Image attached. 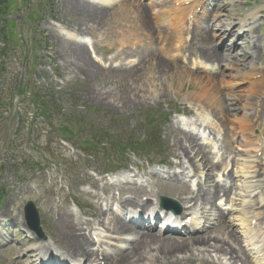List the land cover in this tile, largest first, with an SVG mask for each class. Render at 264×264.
Returning a JSON list of instances; mask_svg holds the SVG:
<instances>
[{
	"label": "rangeland",
	"instance_id": "rangeland-1",
	"mask_svg": "<svg viewBox=\"0 0 264 264\" xmlns=\"http://www.w3.org/2000/svg\"><path fill=\"white\" fill-rule=\"evenodd\" d=\"M77 1L90 6L98 5L99 9L103 8V12L97 17L86 16V13L75 9ZM162 1L117 0L106 7L103 2L96 4L88 0H11L5 15L1 17L7 31L3 43H0V264L16 262L18 259L25 264H39L36 257L28 260L26 256L29 249L39 244L47 246L45 252L62 251L61 244H55L53 239L61 241L51 231L57 210L63 212L68 209L74 218L81 221L84 232L90 238L89 232L92 231L85 222L95 221L92 216L94 205L100 207L101 201H104L105 209L111 207L115 210L123 205L125 199H134L133 193H121L120 187L126 183L117 181L113 184V179L120 172L131 175L128 182L137 181V185L132 186L142 187V196L137 202L143 203L149 198L151 208H156L157 196L159 200L162 196L171 198L179 204L178 211L182 217L189 214L188 207L178 200L182 189L191 188L192 182L196 181L197 184L200 181L205 190L209 188L205 184L207 173H210L212 181H217L222 173L229 181L226 183L229 196L223 197V209L216 204H220L224 192L217 198L216 204L196 207L200 228L203 226L206 227L205 231L213 232V229L222 231L223 227L236 235L238 246L244 251L249 250L238 215L239 199L243 194L238 190L242 176L239 166L243 163V157L233 165L225 150L223 137L226 135L227 142L238 153L240 134L235 122L245 112L251 113V99L248 97L249 101L245 103L244 97L243 101L236 102L240 109L229 115L228 118H232L230 122L235 125L229 127H233L234 132L225 122L217 120L218 134H210L209 138L210 141L215 138L216 148L214 142L207 145L203 140V132H200L199 143L204 144L203 151L212 162L213 172L202 168L193 170L187 165L181 167L182 158L174 140L179 141L182 136L176 129L190 131L186 122L200 112L194 104L192 91L203 85L198 86L192 77L196 74L189 73L183 67L184 63L175 64L169 56L173 50L168 48V20L163 22L162 16L169 18L178 0ZM247 1L248 6L242 5L244 13L264 0ZM154 2H157L155 7ZM205 7L211 6L206 4ZM70 36L77 37V40L84 37L88 41V56L76 54L77 48L82 47L83 43L76 42ZM133 37L140 38L150 50L144 64L138 69L133 66L138 57L132 54L133 48L131 50L130 47ZM226 43L231 45V41ZM1 48H5L4 54ZM157 60H164L168 63L164 65L169 67L166 69ZM189 60L193 62L194 58ZM222 71L224 77L220 82L207 86L208 89L204 87L210 94L212 88H216L232 102L235 92L229 94L227 87L232 84L239 86L240 90H248L249 81L242 84L240 75L234 78L230 70ZM204 75L206 73L203 72ZM25 93L41 96L44 101L55 94L54 97L64 107L65 123L60 124L63 119L54 116L52 128L46 129L40 125L39 128L36 126L28 130L26 123L20 127L19 116L26 117L28 112L29 102L22 98ZM244 104L247 108L242 111ZM260 104L262 126L256 128L253 135L258 136L259 144L256 170L264 173V100ZM167 115L168 119H165ZM155 120L153 127L151 123ZM104 128L114 143L106 148L99 147L97 151L96 142L102 138ZM153 128L161 134L159 146H155L158 150L141 152L129 144L121 145L122 148L118 146L123 137L134 141L143 137L145 139L146 131ZM65 129L76 134L82 143L80 148L58 136ZM208 133L207 130V138ZM250 136V133L246 134L245 140ZM82 147L87 148L92 155L89 156ZM24 160L30 161V164L24 165ZM183 169L186 170L185 174L181 173ZM150 171H156L159 175L148 176ZM105 172L108 174L104 175ZM94 194L102 196L103 200L98 202L93 198ZM28 201H34L38 207L45 239L38 237L24 223L23 210ZM230 208L234 211L229 212ZM202 212L207 214L202 215ZM210 214H215L212 222ZM220 214H223L222 219L218 218ZM161 226H154L151 232L174 238L185 235L164 232ZM204 234L202 231L190 237L197 238ZM134 236L128 233L120 241L112 238L108 242L114 245V250L119 251L129 246L126 240ZM30 240L32 243H29ZM20 242L24 247L18 251L15 245ZM156 244L160 245L158 242ZM153 246L155 250L156 245ZM205 248L202 247V250ZM154 250L152 252L156 253ZM193 252L200 258L207 256L203 251L195 249ZM141 253L143 251L137 252ZM147 253L145 257L149 256L150 251Z\"/></svg>",
	"mask_w": 264,
	"mask_h": 264
},
{
	"label": "bare ground",
	"instance_id": "bare-ground-1",
	"mask_svg": "<svg viewBox=\"0 0 264 264\" xmlns=\"http://www.w3.org/2000/svg\"><path fill=\"white\" fill-rule=\"evenodd\" d=\"M92 1L110 2L111 0ZM206 2L211 3V9L204 10L201 15L196 16L193 22H189L188 17L194 15L195 9L197 10ZM243 4L248 6L249 1L178 0V6H174L175 9L170 12V17L163 15L162 20L163 22L168 20V31H166L169 41L168 48L171 51L179 52L181 55L186 54L189 59L194 58L191 62L197 64L196 68L187 67V69L189 73L196 74L192 77L198 86L203 85L192 91V96H195L194 104L200 112L194 115L195 118L186 122L190 131L176 129L177 133L182 136L179 141L174 140V145L176 142L180 151L182 168L187 165L193 170L202 168L213 172L212 162L209 161L208 156L203 151L205 147L199 143L200 132H203V140L210 145L213 142L209 141L210 136L206 138L205 134L207 130H209V135L216 133L217 120L225 122L228 128L234 132V128L229 127L235 126L230 122L232 118H228L229 115L233 111L238 112L240 109L236 106V102L241 99L243 101L244 97L245 103L249 101L248 97L251 99V113L245 112L235 122L237 126L235 128L240 134L239 153L235 152L234 148L227 142L226 135H224V147L230 154L233 165H236L237 161L242 160L243 157V163L239 166V172L242 176L238 190L243 194H240L238 215L242 229L249 238V246L256 249L255 253L259 259L255 258V263L264 264V214L262 213L264 212L262 210L264 208V173L256 170L255 164L258 159L256 154L259 152V145L257 143L258 137L253 135L255 129L262 126L260 101L264 100V1L257 2V6L246 13H244ZM74 7L76 10H81L82 14L86 13V16L97 17L103 12V8L99 9L97 6H90L87 3L81 4L78 1ZM129 28L132 31L131 25ZM70 37H73L76 42L83 43L82 47L77 48L76 54L88 56L85 38L81 37L77 40L75 36ZM139 39L133 37V43L130 44L131 50L133 48L132 54L138 57L134 66L137 69L144 64L150 51ZM226 41H231V45H228ZM123 49L125 48L123 47ZM186 62L188 64L190 60H186ZM157 63L166 66V69L169 67V65H164L168 64L164 60H157ZM174 67L179 68L175 65ZM222 69L230 70L234 74L232 75L234 78L240 75L243 79L242 84H245L244 81H249L247 82L248 90H240L238 89L239 86L232 84L227 87L229 94L235 92L232 102L223 93L221 95V92L216 88H212L211 94L207 91V86L211 87L222 80L221 78L224 77L222 76ZM183 71L187 72L185 69ZM203 71L206 73L204 76H202ZM137 77L141 78V75L137 74ZM246 108L244 104L241 109L244 111ZM247 131L251 136L245 140L246 134H249ZM197 156L198 160L195 162ZM233 168L234 166L231 167V170ZM185 171L183 169L181 173L185 174ZM154 172L150 171L147 175H159ZM195 182H192V186L196 187L195 189L185 187L178 197V200L184 202L190 210L186 218L190 217L191 221L186 224H189L187 226H190L191 230L200 223V219L194 217L198 213L192 210H196L197 206L206 207L215 204L221 192H224V196L228 197V193L225 191L226 186L221 183L226 184V180L212 181L210 173H207L205 184L209 185V188L205 190L200 181L197 184H194ZM132 185H137V182H126V185L120 187L122 194H135L133 200L125 199L122 207L131 213L142 214L151 207L149 198L145 203L137 202L136 200L142 196L140 191L142 187ZM95 198L99 201L103 200L99 195H95ZM156 200L158 201V199ZM191 205L192 207H190ZM193 207L194 209H192ZM210 209H208L209 212ZM155 210L150 209L151 213ZM61 211H56L51 231L62 242L53 239L55 244H61V250L65 253L66 258L61 255L46 257L44 250L47 249V246L39 244L29 249L26 255L28 260L37 257L41 264H69L70 261L75 264H81L82 261L83 264H252L253 256H255L248 254L238 246L239 241L236 235L223 227L221 228L222 231L220 229L212 230L213 232L205 231L204 235L197 238L189 236L181 238L162 237L151 233L150 230H141L137 225L127 222L120 214L111 212V209H105L102 205L100 207L94 206L92 215L104 230L94 228L91 240L84 233L80 220L74 218L68 209ZM204 217L207 219L206 216ZM218 218L222 219L223 214L218 215ZM155 220L158 223L161 219L155 218ZM253 223H255V227H252ZM95 224V222H91L87 226L91 228ZM108 233L109 235H106ZM128 233L135 235L133 238H127L126 241L129 246L122 247L119 251L114 250V247L110 250L103 246L105 239L117 238L116 240L120 241L122 236ZM156 242L160 245L158 246ZM29 243H32V240ZM153 245H156L155 250ZM93 246H97L96 250L91 249ZM23 247L24 244L21 242L15 245L18 251H21ZM202 247L206 248L202 250ZM195 249L200 252L203 251L202 253L207 256L200 258L199 255L194 254L193 250ZM138 251H143V253L137 254ZM147 251H150V254L145 257L144 255H148ZM131 255L133 260H131ZM100 256L103 263L102 261L101 263L98 262ZM129 256L131 257L129 258ZM16 262H3L2 264H25L23 261Z\"/></svg>",
	"mask_w": 264,
	"mask_h": 264
},
{
	"label": "trees",
	"instance_id": "trees-1",
	"mask_svg": "<svg viewBox=\"0 0 264 264\" xmlns=\"http://www.w3.org/2000/svg\"><path fill=\"white\" fill-rule=\"evenodd\" d=\"M10 3H11V0H0V15H3V13H5L6 9L9 8ZM54 96H55V94H53L50 97L49 96L46 97L45 101L41 98V96H39V97L35 96L34 99L36 101H38L39 103H41V105H40L41 108L40 109H41L43 115L46 116V120L49 121L50 118H53L54 116H60L63 119V121H61L59 123L63 124V123H65L64 122L65 121L64 120V115L62 113L64 107L61 104V102H59ZM155 122H156V120L152 121L151 126H154ZM51 125L54 126V123L52 122ZM105 130L106 129H103L104 134L102 132V138L101 139H105L106 138ZM153 132L159 134L156 131V129H154ZM60 135H63L64 138H67V137L72 138V137H74L75 134H69V131L66 130V132L64 134H60Z\"/></svg>",
	"mask_w": 264,
	"mask_h": 264
},
{
	"label": "water",
	"instance_id": "water-1",
	"mask_svg": "<svg viewBox=\"0 0 264 264\" xmlns=\"http://www.w3.org/2000/svg\"><path fill=\"white\" fill-rule=\"evenodd\" d=\"M26 211H27L28 221L31 227H33L34 230H36L40 236H43L41 230L39 229V215L35 205L32 202H30L27 205Z\"/></svg>",
	"mask_w": 264,
	"mask_h": 264
}]
</instances>
